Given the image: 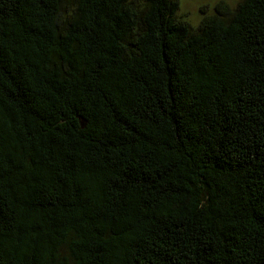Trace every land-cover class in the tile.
<instances>
[{"label": "trees", "instance_id": "trees-1", "mask_svg": "<svg viewBox=\"0 0 264 264\" xmlns=\"http://www.w3.org/2000/svg\"><path fill=\"white\" fill-rule=\"evenodd\" d=\"M0 264H264V0H0Z\"/></svg>", "mask_w": 264, "mask_h": 264}, {"label": "rangeland", "instance_id": "rangeland-1", "mask_svg": "<svg viewBox=\"0 0 264 264\" xmlns=\"http://www.w3.org/2000/svg\"><path fill=\"white\" fill-rule=\"evenodd\" d=\"M220 1L221 0H180L181 12H186L192 24H198L204 15L214 13L215 7ZM225 1L235 6V4H238L241 0Z\"/></svg>", "mask_w": 264, "mask_h": 264}]
</instances>
